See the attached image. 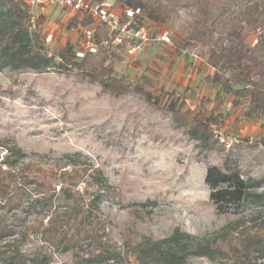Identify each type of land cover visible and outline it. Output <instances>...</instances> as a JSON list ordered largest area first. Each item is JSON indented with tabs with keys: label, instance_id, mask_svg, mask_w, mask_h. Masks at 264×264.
<instances>
[{
	"label": "trees",
	"instance_id": "1",
	"mask_svg": "<svg viewBox=\"0 0 264 264\" xmlns=\"http://www.w3.org/2000/svg\"><path fill=\"white\" fill-rule=\"evenodd\" d=\"M102 3L105 0H92ZM121 12L130 9L135 24L143 22L166 26L180 11L189 15L190 28L183 46L206 47V64L213 70L204 78L218 86L213 96H200L196 90L184 88L155 93L147 73H141L133 84L127 83L113 69L112 64L123 60L118 52L103 45L108 39L106 27L97 26L92 40L97 45L94 53L79 57L73 44L67 42L57 56H48L43 38L38 31H30L27 6L24 0H0V70H48L57 58V67L75 70L113 96L135 94L148 105L171 114L175 123L187 129L189 138L212 150L214 142L209 129L222 124L226 97L232 96L231 106L244 104L243 117L261 122L264 128V0H114ZM93 19L84 14L81 21L68 20L67 30L87 27ZM258 32L255 44L242 42V28ZM214 43L212 44V40ZM186 66L188 56L185 55ZM264 148V133L250 144ZM5 152L0 158V254H7L8 264H50L42 255L29 256L21 247L31 235H37L45 250L58 249L69 253L74 264H184L189 256L212 258L231 253L238 264H256L250 260L259 253L264 264V223L241 230L231 240L192 245L188 234L175 230L160 241L126 240L127 251L109 242V219L100 204L112 193L113 187L103 172L90 164L81 163L77 155H64L48 160L44 155H26L7 139L0 140ZM204 183L209 200L218 213L225 205L264 204V185L260 179H241V170L234 161L224 169L208 167ZM259 220L255 217L253 221ZM246 231V232H244ZM227 243V244H226ZM44 257V256H43Z\"/></svg>",
	"mask_w": 264,
	"mask_h": 264
},
{
	"label": "rangeland",
	"instance_id": "2",
	"mask_svg": "<svg viewBox=\"0 0 264 264\" xmlns=\"http://www.w3.org/2000/svg\"><path fill=\"white\" fill-rule=\"evenodd\" d=\"M66 18L68 12L50 9L39 21L37 31L53 56L67 42L76 48L82 40L80 28L66 29ZM189 28L188 13L180 11L165 26V40H159L157 30L152 29L149 42L139 49L123 48V60L114 62L113 69L130 84L146 72L151 84L147 88L153 93L159 88L181 93L188 87L198 97L211 96L218 86L203 81L207 71L212 73L202 56L206 47L183 46ZM241 31L242 42L254 45L258 32L245 27ZM185 55L189 67H185ZM57 64L54 60L44 71L0 70V140L14 142L28 156L44 155L52 161L77 155L81 163L100 169L113 187L100 204L109 219L106 232L111 244L125 253L128 239L160 241L175 230L193 237L192 245L212 243L222 237L233 240L241 230L264 223V204L225 205V212L218 213L204 183L208 167L224 169L230 161L238 165L241 179L262 178L264 148L252 147L245 136L228 150L210 128L215 147L208 150L191 140L170 113L135 94L110 95L97 82ZM198 64L202 67L194 73ZM260 134H254L253 140ZM4 154L0 148V158ZM255 191L262 193L264 185ZM255 217L259 218L256 223ZM21 250L30 257L42 255L50 264H74L69 253L42 248L37 235H31ZM259 257L252 253L250 260L262 263ZM6 258L7 254H0V264H8ZM129 261L135 264L132 257ZM184 264L238 262L228 253L212 258L192 255Z\"/></svg>",
	"mask_w": 264,
	"mask_h": 264
},
{
	"label": "built area",
	"instance_id": "3",
	"mask_svg": "<svg viewBox=\"0 0 264 264\" xmlns=\"http://www.w3.org/2000/svg\"><path fill=\"white\" fill-rule=\"evenodd\" d=\"M27 6L28 24L30 31H37L39 21L46 16L50 9L64 10L69 13L68 20L76 18L81 21L84 14L93 19V23L87 27H79L82 40L76 47L77 56L81 57L86 53H94L97 45L92 40V34L97 26L104 25L108 34V39L103 45L112 51L118 52L119 47H130V50H137L143 44L149 42L152 29L157 30L158 39L165 40L168 30L143 22L142 25L135 24V14L130 9H124L123 17L121 12L115 9L114 0H105L102 3H94L92 0H24ZM78 28V29H79ZM51 57V54H48ZM54 60L57 61V58ZM213 136L226 149H230L234 144L242 141V137L227 128L224 124L211 127ZM246 143L251 144L253 137H245Z\"/></svg>",
	"mask_w": 264,
	"mask_h": 264
},
{
	"label": "crops",
	"instance_id": "4",
	"mask_svg": "<svg viewBox=\"0 0 264 264\" xmlns=\"http://www.w3.org/2000/svg\"><path fill=\"white\" fill-rule=\"evenodd\" d=\"M159 27L165 28V27L160 26V25H159ZM201 62H203V61L201 60ZM184 64L186 67V60L185 59H184ZM195 64H197V63H195ZM189 66H187V67H189ZM199 67H202V65L198 64L194 73H197V70ZM209 69L212 70L211 68H209ZM212 73H213V70H212ZM212 73L210 71H207L206 75H204V78L207 76H210ZM204 78H203V81H204ZM171 90H175V89H171ZM216 90L217 89L215 88V91ZM215 91H214V93H215ZM213 94L211 96H213ZM231 99H232L231 95H228L226 97V104L224 107V113L227 114V118L224 120L223 124L227 128H229L230 130L234 131L236 134L240 135L241 137H245V136L246 137H249V136L252 137L254 134L264 133V128L262 127V124L259 121L247 120L244 117L240 116L243 113L244 104L239 105L238 107H233L230 104Z\"/></svg>",
	"mask_w": 264,
	"mask_h": 264
}]
</instances>
